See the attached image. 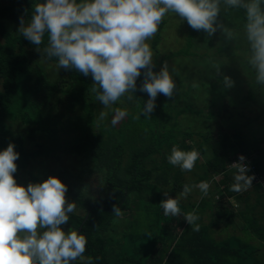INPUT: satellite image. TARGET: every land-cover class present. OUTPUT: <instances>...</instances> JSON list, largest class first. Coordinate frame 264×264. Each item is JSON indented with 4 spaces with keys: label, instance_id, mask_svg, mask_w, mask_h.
<instances>
[{
    "label": "trees",
    "instance_id": "obj_1",
    "mask_svg": "<svg viewBox=\"0 0 264 264\" xmlns=\"http://www.w3.org/2000/svg\"><path fill=\"white\" fill-rule=\"evenodd\" d=\"M6 1L0 5V151L11 142L20 154L15 161L17 172L13 174L17 184L24 179L27 185L30 182L42 183L49 176H55L67 185L66 196L76 203L78 211L69 214L68 223L61 227L64 231L80 229L79 233H83L88 241L83 258L71 264H88V257H92V264H261L256 251H245L247 243L235 235L222 241L210 236L209 224L204 225L201 212L211 203L200 190L199 202L189 206L178 202L180 215L175 217L165 216L160 202L166 199L163 196L164 186L170 185L168 192L175 195L182 191L185 184L212 183L214 176H226L229 162L241 155L249 158L256 175H264L263 133L244 138L241 131H222L211 153L204 149L203 142L193 146L189 142L193 133L178 129L177 117L181 114H202L203 118L212 121L209 129L211 125L220 126L222 119L232 114L231 106L226 99L216 104L217 95L206 92L210 81H191L182 75L173 77L176 90L172 99L158 94L151 118L143 115L135 118L145 104L140 98L143 94L140 91L133 94L135 102L131 105L118 101L105 108L96 103L91 75L85 77L75 70H58L55 58H42L35 46L18 34L19 18L25 15V9L30 16L34 5L46 0ZM234 9L228 8L229 18L234 17ZM227 24L235 27L232 21ZM7 25H12L11 30L7 29ZM191 35L194 36L195 31ZM47 39L45 34L41 48L46 46ZM160 41L158 35L152 41L156 58L159 57L157 48ZM174 56L170 54V58ZM225 62L222 61V64ZM235 64L226 65L231 67ZM153 70L159 71L158 67ZM223 72L220 69L219 75L214 78L215 84H223ZM137 80L142 83L143 76ZM201 95L204 107L209 102L205 108L203 103L198 105ZM196 99L198 101H193ZM255 101V95L248 91L232 108L238 110L243 104ZM117 107L127 110L128 115L119 125L113 126L108 119ZM101 111L107 112L103 120L99 119ZM251 125L246 123V127ZM14 126L25 127L26 134L23 135ZM208 129L197 134L205 142ZM174 145L184 151L195 149L200 153L195 163L198 172L182 171L168 163L167 156ZM38 160H51L57 168L45 169L44 177L40 171L28 170ZM185 174L190 175L186 182ZM247 174L250 175V172ZM262 180L264 182V178ZM211 183L208 193L212 192ZM232 184L225 178L219 182L222 190L219 188L221 191H217L236 196L235 201L245 206L244 211L237 210V215L245 224H254L244 230L245 234L250 232V235L253 233L264 238V234L256 228V216L249 219L245 215L247 209L255 212L257 204H262L264 193L256 195L254 205L248 204L247 196L232 194L229 190ZM260 184H256L257 191L263 187ZM133 201L154 207L149 222L130 223L133 214L129 213V216L123 217L129 219L122 229L116 230L119 216L113 213V205L123 213L130 211ZM214 206L218 208L222 204ZM193 211L199 216L196 221L200 225L198 232H194L184 220L185 214ZM222 211L231 212L226 208ZM225 217L223 223L228 225L233 215ZM211 223L215 224L214 221Z\"/></svg>",
    "mask_w": 264,
    "mask_h": 264
},
{
    "label": "clouds",
    "instance_id": "obj_2",
    "mask_svg": "<svg viewBox=\"0 0 264 264\" xmlns=\"http://www.w3.org/2000/svg\"><path fill=\"white\" fill-rule=\"evenodd\" d=\"M222 4L244 10V32L250 49L247 62L255 70L257 84L264 85V0H46L36 3L30 16L25 9L28 18H19L17 32L35 46L42 58H55L58 70L91 75L92 91L105 108L126 94L147 93L148 99L135 118H151L158 94L173 98V73L177 69L170 70L165 60L160 70L154 71L153 52L146 41L155 36L167 13L186 20L195 31L202 30L206 39L219 31L232 41L234 32L219 19ZM45 34L47 44L41 48ZM215 67L219 73L220 66ZM233 84L230 77H224L226 87ZM127 99L132 100L133 95H127ZM113 111V126L128 115L119 107ZM106 116L107 112L101 111L99 119ZM19 155L11 142L0 151V264H70L82 259L88 243L86 236L61 227L76 210V203L66 199L67 185L55 176L42 183L30 182L27 187L18 185L13 174L17 172L15 161ZM199 157L195 149L184 151L174 145L167 160L182 171H191ZM231 167L236 173L230 191L242 193L252 187L255 176L243 155ZM193 188L207 196L210 183L185 184L179 195L186 198ZM163 195L167 197L160 202L164 215H180L178 198L169 196L168 191ZM113 213L120 216L121 209L113 205ZM184 220L194 232L200 231L195 211L186 213ZM88 264H92V257H88Z\"/></svg>",
    "mask_w": 264,
    "mask_h": 264
},
{
    "label": "rangeland",
    "instance_id": "obj_3",
    "mask_svg": "<svg viewBox=\"0 0 264 264\" xmlns=\"http://www.w3.org/2000/svg\"><path fill=\"white\" fill-rule=\"evenodd\" d=\"M6 0H0V5L5 4ZM228 7L224 6L222 4L221 6V13L219 19L228 27L230 28L234 34L235 38L232 41H227L224 36L220 34L218 31L211 39H206V33L201 31H195L190 26L187 25L185 20H181L176 14L174 13H167L165 17L163 18V24H160L158 27V31L155 34L160 36L161 41L158 45L159 48H157L159 52V57L156 58L155 51L152 47V41L155 38L152 37L147 43H149L150 48L153 52V63L158 67V70H160L162 63L166 60L168 61L170 70L175 67L177 69L176 73H173V77L176 75H182L188 78V80L191 81H200V79L206 81H210V85L208 87L207 85V93L209 95H217L216 98V104L219 105L224 99L227 100L228 104L231 106V112L230 116L227 114L224 119L220 122V126H213L211 125V128L208 129V125L212 123L210 120H206L202 117V114L194 116H190L188 114H181L177 117V124L178 129L180 128L181 131H189L193 133L192 139L189 141L193 144H197L199 142H203L204 149L208 150L211 153V149H213V146L215 145L216 141L218 140V136H220L222 133L220 132H235V131H241L243 132L244 138H248L252 135H257L263 133L264 135V85L257 84L255 76V70L248 64V58L250 56V49L248 42L246 40L245 32H244V21H246L245 12L236 10V13L234 12L233 18H229V13L227 12ZM240 13H243L240 16ZM237 19V20H236ZM228 21H232L233 25L235 24V27L228 26ZM7 29L11 30L12 25H7ZM195 31V35L192 36L191 33ZM189 50V52H188ZM170 54H175L173 58H170ZM243 56V58H241ZM163 60V61H162ZM226 61L222 64V61ZM237 63L235 65H232L231 67L227 66V63ZM216 65L220 66V69L223 70V76L230 77L234 84L232 87H226L223 84H215L214 78L219 75V73L216 70ZM218 73V74H216ZM143 76V72L141 74ZM190 81V82H191ZM140 81L137 80V86ZM1 83V80H0ZM141 83V82H140ZM184 85H186V80L184 79ZM1 89V84H0ZM251 92L255 95L256 101L255 102H248L246 105L243 104L241 107H238V110H235L234 106L238 105V99L244 95L247 92ZM94 93V92H93ZM95 100H96V93ZM127 95H133L131 93L126 94L124 97L120 99L119 102H122L126 105H131L135 102V97L133 95L132 100L127 99ZM208 96V95H207ZM142 102H146L148 99L147 93H143L141 95ZM200 98V100H199ZM198 98V105H202L203 108L209 104V102H206V105L204 107V102L202 99V95ZM129 102V103H128ZM96 103H100L96 100ZM200 107L201 106H197ZM71 114V113H66ZM113 116L108 119L110 122L113 119ZM200 119V120H199ZM122 121V120H121ZM121 121L117 124L119 125ZM250 121V122H247ZM246 123L253 124L251 127H246ZM116 125V126H117ZM19 132H21L23 135L26 134V128L25 127H16ZM205 129H208L206 131V138L207 141L197 134H202ZM220 133V134H219ZM264 143V142H263ZM28 144V143H27ZM264 146V144H263ZM262 146V147H263ZM264 153V149L262 150ZM160 158V156H157ZM247 161H249V158L245 157ZM251 159V158H250ZM202 162V160H201ZM199 161V165L201 164ZM262 162L264 164V158L262 159ZM71 163L73 164L74 161L72 160ZM69 165V164H68ZM253 165V164H252ZM254 166V165H253ZM57 168V166L53 163V161H45V160H38L37 162H34L30 165V168L28 170L32 169L34 172H42V177H44L43 171L48 168ZM256 168V167H255ZM195 172L199 171V168L192 169ZM192 177L193 175L189 173ZM190 175H184V181L186 182ZM28 176V175H27ZM261 177V176H260ZM219 175L216 176L215 180L219 181ZM262 178V177H261ZM261 178H258V181H255L256 183H263V180ZM39 183V182H38ZM210 183V181H209ZM197 184V183H196ZM18 185L27 186L26 180L20 181ZM164 191H169L171 189L170 185L163 187ZM264 189V184L263 188ZM260 189V191L262 190ZM198 188H193V191L186 197L180 196V192L177 194L169 193V196L172 198H178V202L184 205H191L199 202L200 196L198 195ZM255 187H250L247 191L253 192L255 191ZM213 192V194H212ZM212 192L208 193L211 194L212 202L213 204L221 203V199L225 197L226 194L222 192H218L217 199L215 197L216 192L215 189L212 188ZM66 195V194H65ZM164 196V195H163ZM255 195L252 196L251 202L254 200ZM66 199L69 202H73L70 198L66 196ZM167 199V197H166ZM224 200V199H223ZM207 201V200H206ZM208 202V201H207ZM154 206V203H153ZM153 208L154 207H146L143 204H139L137 202H132V205L130 206V211L126 210L118 217V222L116 223V230L120 231L122 229V226L124 222H126L127 219H123L124 216L132 215V219L130 223L133 222H140L143 224L145 222H149L148 218L151 217L153 214ZM193 210V208H191ZM216 209V210H215ZM162 210V208H161ZM214 210V211H213ZM223 210V207H212L209 205L207 208H205L204 211H206V216L204 220V225L209 224L208 228H212V237L217 241L226 240L227 238L234 237L235 232L232 228H228V225L218 224L220 220L221 211ZM78 211L77 207L76 210ZM211 213V214H210ZM211 218V220H210ZM211 221H214L215 224L213 225ZM215 226H218L219 228L213 229ZM179 231V230H178ZM235 237L240 238L243 242L247 243V246L245 247V251L255 250L257 249V258L261 259V255L264 256V246L261 245V242H259L258 238L254 235H237Z\"/></svg>",
    "mask_w": 264,
    "mask_h": 264
},
{
    "label": "crops",
    "instance_id": "obj_4",
    "mask_svg": "<svg viewBox=\"0 0 264 264\" xmlns=\"http://www.w3.org/2000/svg\"><path fill=\"white\" fill-rule=\"evenodd\" d=\"M235 171H233V170H231L230 168H228V166H227V174H226V176L223 174V175H219V181L218 180H215V178H216V176H214L211 180H212V183H211V181H210V183H211V185L213 184V187L212 188H214L215 189V192H216V195H215V197H216V199H217V195H218V191L217 190H222V187L219 185V182L221 181V180H223V179H225V178H227L228 180H229V184H231V183H234L235 181H234V175H235ZM251 175V174H250ZM262 178H261V177ZM258 178H261V179H263L264 178V175L263 174H260V173H257V177H255V179L252 181V186H254L255 187V189H256V184H258V183H256L255 181H258ZM262 185L264 184V182L263 183H261ZM260 184V185H261ZM261 185V186H262ZM220 188V189H219ZM263 188V187H262ZM220 190V191H221ZM264 193V189H262L261 191L259 190V191H257V189L255 190V191H253V192H248V191H244V192H242V193H235V192H232V194H241V196L242 197H248V204H252V205H254L255 203H256V201H255V198H256V195L258 194V193ZM253 195H255V198H254V200L251 202V199H252V196ZM207 198H209V202L211 203V207H212V209L215 207L214 206V204H213V202H212V198L210 197V195H207L206 196ZM236 196H233V197H231V195L230 194H226L225 195V197L223 198L224 199V201L222 202V207L223 208H226V209H228V210H230L231 212L230 213H227V211H221V215H220V222L219 223H217V225L218 224H223V225H225L223 222H224V219H226V215H228V216H230L231 214L233 215V218H231V220L229 221V223H228V228L230 227V228H232L235 232H233L234 233V235L235 236H237V235H240V236H242L243 234L244 235H250V232L249 233H247V234H245V229L246 228H248V229H250V227H252L254 224H252V226H250V225H247V224H245V222L244 221H242L241 220V216L240 215H237V210H240L241 209V211H244L243 210V208L245 207V206H243V204H240V203H238L237 201H235V198ZM237 198V197H236ZM219 208V207H218ZM216 210V209H215ZM214 211V210H213ZM206 211H203V212H201V214L203 215V220H202V222L204 223V220H205V216H206V213H205ZM211 214V213H210ZM245 215L249 218V219H251V218H253L254 216H256V221H255V224L257 225V229L259 230V233H261V234H264V197H263V201H262V204H257V206H256V209H255V212L252 210L251 211V209H247L246 210V213H245ZM210 220H211V218H210ZM216 228H219L218 226H215L213 229L215 230ZM208 231H209V233H210V236L212 237V228H208ZM251 235H253V233H251ZM256 237V236H255ZM213 238V237H212ZM258 238V240H259V242H261V245H263L264 246V238H261V237H257ZM214 239V238H213ZM217 241V240H216ZM257 249H255V251H256ZM255 255H256V257L258 256L257 255V251L255 252ZM259 257V256H258ZM261 259H259L260 260V263L261 264H264V256L263 255H261Z\"/></svg>",
    "mask_w": 264,
    "mask_h": 264
},
{
    "label": "built area",
    "instance_id": "obj_5",
    "mask_svg": "<svg viewBox=\"0 0 264 264\" xmlns=\"http://www.w3.org/2000/svg\"><path fill=\"white\" fill-rule=\"evenodd\" d=\"M243 156H244V155H243ZM244 157H246V156H244ZM247 158H248V157H247ZM238 159H239V157H238L236 160H232V161L229 163V168H230V169H235V168L231 167V164H233V163H235V162H238ZM245 163H247V164L249 165V167H250V171H251L252 175H254L255 177H257V175L255 174V171H254V167L251 165L250 160L247 161V160L245 159ZM235 170H236V169H235Z\"/></svg>",
    "mask_w": 264,
    "mask_h": 264
},
{
    "label": "water",
    "instance_id": "obj_6",
    "mask_svg": "<svg viewBox=\"0 0 264 264\" xmlns=\"http://www.w3.org/2000/svg\"><path fill=\"white\" fill-rule=\"evenodd\" d=\"M79 231H80V229H78V233H79ZM72 262H70V264H71Z\"/></svg>",
    "mask_w": 264,
    "mask_h": 264
}]
</instances>
